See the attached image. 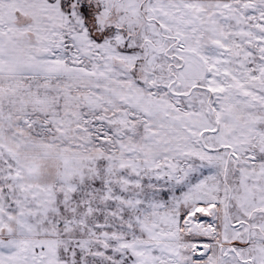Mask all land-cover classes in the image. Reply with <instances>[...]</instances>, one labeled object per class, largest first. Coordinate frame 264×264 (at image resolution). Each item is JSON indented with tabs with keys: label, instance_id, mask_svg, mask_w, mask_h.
Masks as SVG:
<instances>
[{
	"label": "snow or ice",
	"instance_id": "snow-or-ice-1",
	"mask_svg": "<svg viewBox=\"0 0 264 264\" xmlns=\"http://www.w3.org/2000/svg\"><path fill=\"white\" fill-rule=\"evenodd\" d=\"M0 264H264V0H0Z\"/></svg>",
	"mask_w": 264,
	"mask_h": 264
}]
</instances>
